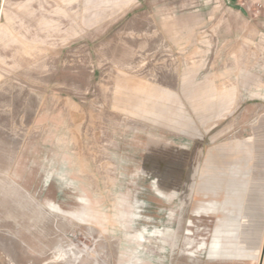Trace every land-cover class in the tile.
Here are the masks:
<instances>
[{"label": "rangeland", "instance_id": "rangeland-1", "mask_svg": "<svg viewBox=\"0 0 264 264\" xmlns=\"http://www.w3.org/2000/svg\"><path fill=\"white\" fill-rule=\"evenodd\" d=\"M259 6L0 0V264H264Z\"/></svg>", "mask_w": 264, "mask_h": 264}, {"label": "crops", "instance_id": "crops-1", "mask_svg": "<svg viewBox=\"0 0 264 264\" xmlns=\"http://www.w3.org/2000/svg\"><path fill=\"white\" fill-rule=\"evenodd\" d=\"M258 2L260 5L257 8L259 15L254 22L252 21V22H248V23H255L258 25L256 40H258V42H259L257 45V48L261 49V51L257 50L254 46H253L254 49L252 47H249V48L247 47L246 50L245 49L241 50L242 56H245V54H246V56L256 54L257 57H262V55H264V0H258ZM247 63H249V62H247Z\"/></svg>", "mask_w": 264, "mask_h": 264}]
</instances>
